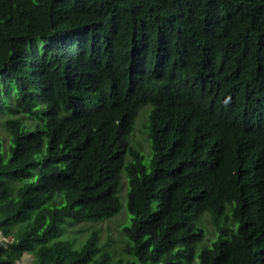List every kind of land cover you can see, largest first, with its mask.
Instances as JSON below:
<instances>
[{"label": "trees", "instance_id": "1", "mask_svg": "<svg viewBox=\"0 0 264 264\" xmlns=\"http://www.w3.org/2000/svg\"><path fill=\"white\" fill-rule=\"evenodd\" d=\"M0 114V264H264V0H0Z\"/></svg>", "mask_w": 264, "mask_h": 264}, {"label": "rangeland", "instance_id": "2", "mask_svg": "<svg viewBox=\"0 0 264 264\" xmlns=\"http://www.w3.org/2000/svg\"><path fill=\"white\" fill-rule=\"evenodd\" d=\"M149 108V105L144 106L134 124V130L131 135V139L133 142L137 143L142 147L144 152H147L148 150V141L145 137L144 133V121H145V115L146 112ZM1 114H0V132H3V127L1 124ZM126 189V183L125 180L122 184V196H124ZM119 199L121 201V206H120V211L112 215L106 219L99 220V221H93V222H77L69 225V228L66 229L63 233L64 236L70 235V236H79V239L82 237H85L87 232L92 230V229H97L98 230V235H99V241L101 243L108 242L109 245L108 247H113L114 252L112 253L111 257L114 259V255H118L121 251V245L123 243L122 241V232L120 225L126 220L127 218V213L125 210V196L122 197L121 194L118 192ZM88 229V230H86ZM121 258L125 262L126 260V255L122 254ZM186 258H189L187 255ZM18 264H35L32 261V255L29 253H24L22 257L18 260ZM186 264H196V258H190L188 261H186Z\"/></svg>", "mask_w": 264, "mask_h": 264}, {"label": "built area", "instance_id": "3", "mask_svg": "<svg viewBox=\"0 0 264 264\" xmlns=\"http://www.w3.org/2000/svg\"><path fill=\"white\" fill-rule=\"evenodd\" d=\"M0 239H1V235H0Z\"/></svg>", "mask_w": 264, "mask_h": 264}]
</instances>
